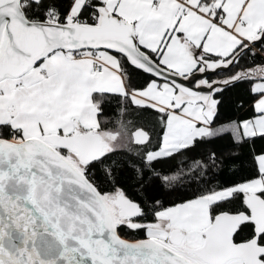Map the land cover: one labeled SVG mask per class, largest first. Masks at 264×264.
Returning a JSON list of instances; mask_svg holds the SVG:
<instances>
[{"label": "snow or ice", "instance_id": "1", "mask_svg": "<svg viewBox=\"0 0 264 264\" xmlns=\"http://www.w3.org/2000/svg\"><path fill=\"white\" fill-rule=\"evenodd\" d=\"M0 264H264V0H0Z\"/></svg>", "mask_w": 264, "mask_h": 264}]
</instances>
